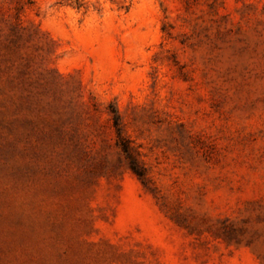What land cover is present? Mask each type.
I'll return each mask as SVG.
<instances>
[{
  "label": "rangeland",
  "instance_id": "1",
  "mask_svg": "<svg viewBox=\"0 0 264 264\" xmlns=\"http://www.w3.org/2000/svg\"><path fill=\"white\" fill-rule=\"evenodd\" d=\"M0 264H264V0H0Z\"/></svg>",
  "mask_w": 264,
  "mask_h": 264
},
{
  "label": "trees",
  "instance_id": "2",
  "mask_svg": "<svg viewBox=\"0 0 264 264\" xmlns=\"http://www.w3.org/2000/svg\"><path fill=\"white\" fill-rule=\"evenodd\" d=\"M115 127L118 130V137H119L118 145H119V147L122 149V151L125 154V156L127 157V159H129L135 173L137 175H139L140 177H142L141 172L138 170V166L136 164L137 161H136L135 156L133 154L132 147L130 146L128 141H126L125 138H123L121 132H119L120 130H119V117L118 116H116Z\"/></svg>",
  "mask_w": 264,
  "mask_h": 264
}]
</instances>
